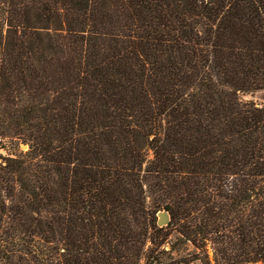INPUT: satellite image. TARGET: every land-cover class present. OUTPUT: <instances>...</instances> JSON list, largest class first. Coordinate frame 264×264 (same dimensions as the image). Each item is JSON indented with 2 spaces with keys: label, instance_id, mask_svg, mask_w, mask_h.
<instances>
[{
  "label": "trees",
  "instance_id": "16d2710c",
  "mask_svg": "<svg viewBox=\"0 0 264 264\" xmlns=\"http://www.w3.org/2000/svg\"><path fill=\"white\" fill-rule=\"evenodd\" d=\"M257 90L264 0H0V264H263Z\"/></svg>",
  "mask_w": 264,
  "mask_h": 264
},
{
  "label": "rangeland",
  "instance_id": "374dc122",
  "mask_svg": "<svg viewBox=\"0 0 264 264\" xmlns=\"http://www.w3.org/2000/svg\"><path fill=\"white\" fill-rule=\"evenodd\" d=\"M244 98L252 99L257 104H264V90H257L253 93L246 94L244 95ZM16 144L18 148L22 150H26L28 147L27 144L20 142L17 139L5 137L3 138V142L0 144L2 145L0 146V152L5 154L7 151H14L13 149L16 147ZM4 148H6V151ZM176 235V232H170L165 239L164 244H162L163 246L160 247L161 249L165 250L164 253L160 254V262L156 263L145 260V264H201L199 259L191 260L192 253L195 251L193 246L189 243H184L180 240H177ZM172 245L173 248L171 249ZM207 249L209 256H212L211 246L208 245Z\"/></svg>",
  "mask_w": 264,
  "mask_h": 264
},
{
  "label": "water",
  "instance_id": "95a60500",
  "mask_svg": "<svg viewBox=\"0 0 264 264\" xmlns=\"http://www.w3.org/2000/svg\"><path fill=\"white\" fill-rule=\"evenodd\" d=\"M170 220V215L166 209H161L157 212L156 224L158 226L166 225Z\"/></svg>",
  "mask_w": 264,
  "mask_h": 264
},
{
  "label": "built area",
  "instance_id": "2783aa9c",
  "mask_svg": "<svg viewBox=\"0 0 264 264\" xmlns=\"http://www.w3.org/2000/svg\"><path fill=\"white\" fill-rule=\"evenodd\" d=\"M1 142H3V139L0 137V144H1Z\"/></svg>",
  "mask_w": 264,
  "mask_h": 264
}]
</instances>
